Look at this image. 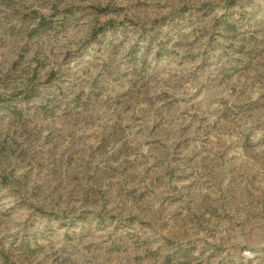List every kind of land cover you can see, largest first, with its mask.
I'll return each instance as SVG.
<instances>
[{
  "label": "rangeland",
  "instance_id": "1",
  "mask_svg": "<svg viewBox=\"0 0 264 264\" xmlns=\"http://www.w3.org/2000/svg\"><path fill=\"white\" fill-rule=\"evenodd\" d=\"M0 264H264V0H0Z\"/></svg>",
  "mask_w": 264,
  "mask_h": 264
}]
</instances>
